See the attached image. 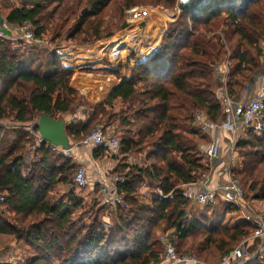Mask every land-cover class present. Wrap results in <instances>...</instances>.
Wrapping results in <instances>:
<instances>
[{
    "label": "trees",
    "instance_id": "obj_1",
    "mask_svg": "<svg viewBox=\"0 0 264 264\" xmlns=\"http://www.w3.org/2000/svg\"><path fill=\"white\" fill-rule=\"evenodd\" d=\"M112 1L123 20L121 29L128 27L125 12L136 4L173 12L177 2L22 0L16 8L1 1L0 14L10 26L28 22L39 42L48 31L53 38H73L89 29L98 41L112 35L102 37L104 29L89 18L99 16ZM179 10L148 58L126 57L112 71H85L118 81L105 100L94 104L83 103L84 97L70 86L75 71L63 68L52 53L42 57L41 50L29 48L25 56L1 41L0 122L11 118L23 130L0 126V235L33 253L24 264H155L163 253L162 234L171 237L178 256L191 254L189 248L206 262V252L228 253L252 233L253 225L231 202L207 203L204 211L190 216L186 187L209 171L195 140L194 115L201 112L214 124L224 120L218 96L223 84L215 78L219 63L230 61L225 85L231 97L237 94L231 91L232 73L241 77L240 84L234 83L242 89L261 68L264 0H190ZM127 15L132 18L134 11ZM74 16L75 23L64 31ZM121 45L117 41L110 48L115 58L125 56ZM81 107L86 119L65 128L71 141H81L101 119L113 116L120 145L111 174L112 199L100 201L99 184L93 186L90 194L98 202L95 210L88 209L87 225L81 193L86 186L72 182L78 166L45 143L35 146L26 130L32 126L36 131L40 115L61 119ZM262 122L261 131L248 128L240 134L235 147L239 163L231 175L240 180L244 200L264 215V117ZM141 153L140 163L128 160ZM104 154L100 148L92 156ZM56 188H62L60 194ZM241 264H264V254Z\"/></svg>",
    "mask_w": 264,
    "mask_h": 264
},
{
    "label": "built area",
    "instance_id": "obj_2",
    "mask_svg": "<svg viewBox=\"0 0 264 264\" xmlns=\"http://www.w3.org/2000/svg\"><path fill=\"white\" fill-rule=\"evenodd\" d=\"M10 4L18 6L19 0H7ZM187 0H177L176 12L179 7L189 3ZM8 32L18 33L20 38L28 43L38 44L35 39L32 28L28 22H24L19 26H10L5 21L0 24V43L4 35ZM264 57V47L262 50ZM224 120L214 124L201 112L194 115L193 125L202 133H209L219 129H226L233 133V137L240 135L245 129L252 128L255 131H261L263 128L264 117V86L260 87L250 98L243 102L235 103L230 99L224 101L223 104ZM30 135L34 138V145L42 144V139L37 131L30 130ZM79 145L90 147L93 151L104 149L107 155H115L120 149L119 142L116 138L103 135L100 129L94 130L92 133L79 141ZM46 146L56 154H64L69 151H62L59 147ZM71 149V148H70ZM220 155V148L215 142H210L203 150V157L211 164H214ZM228 179L215 187H208L206 178L198 188L194 195V201L197 205L204 206L207 203H215L217 200L222 202L234 203L242 213L244 219L251 223L254 227L252 233L246 239L242 240L236 247L228 253L220 256L219 260L213 264H241L242 262L252 259L261 258L264 254V216L260 213L251 210L250 204L244 203V192L237 178H234L227 169ZM72 182L78 186H86V171L84 167L79 166L74 173ZM160 198H163L159 194ZM98 199L106 202L112 199V192L109 182L105 177L100 179ZM4 198L0 196V203ZM159 241L162 244L163 253L160 260L155 264H210L199 260L192 254H184L178 256L174 246L171 243V237L167 234L159 236ZM7 254V255H5ZM0 254V263H11L14 260H19L11 253ZM15 261V262H16Z\"/></svg>",
    "mask_w": 264,
    "mask_h": 264
},
{
    "label": "crops",
    "instance_id": "obj_3",
    "mask_svg": "<svg viewBox=\"0 0 264 264\" xmlns=\"http://www.w3.org/2000/svg\"><path fill=\"white\" fill-rule=\"evenodd\" d=\"M1 1H5L6 3L10 4L7 0H0V2ZM21 1L22 0H19L18 6H20ZM18 6H14V7L18 8ZM176 16L177 14L174 12L164 11L163 14L159 17L160 21L156 23L153 22L152 20L138 22L136 17L134 15H131L132 18H128L129 23L127 30H129V33L132 35L131 39L133 40H130V42L126 40L127 42L123 44L127 47V50L125 51V56L123 58L130 56H135V57L138 56L141 57V59H146L149 56H151L158 49L160 45L161 37L165 32L166 25L172 22L176 18ZM15 34L16 33L8 32L4 35L2 40L10 42L9 43L10 46L15 48L17 46L15 45V40L18 39V36H16ZM142 35L146 38V41L141 39ZM25 44L27 43L25 42ZM38 44L40 45V43ZM38 44H32L30 45V48H39L40 46ZM25 47H23L22 49L25 50ZM110 48L111 47H109L108 49L103 48L104 53H102L104 59L107 58V60L109 61L108 64L106 63L104 64L102 62V57H99L98 60L95 61L83 62L82 65H80L81 62L80 61L79 63H77V69L74 67H68V68H72L75 71L72 79L73 85L81 92L82 95H84V97L90 103L102 102L108 96L109 92L118 85V81L112 75H104L101 73L89 74L87 72L81 73V71L83 70L86 71L114 70L115 65H117L118 61H120L122 58H115V56L112 55V51ZM106 49L107 51L105 52ZM260 61L262 62V65L261 68L259 69V72L256 75L252 76V78L249 79L247 83H245L242 86V89L240 88L241 87L240 85H236L234 83L235 81H238L237 83L240 84L241 77L238 76L237 74L232 73L231 91H237V94L232 97L229 96V94L227 93V89L225 85L229 77L230 61L228 60V58H225L219 63V69L215 73V78L216 80H218L223 84V87L220 90H218L219 91L218 96L221 99L222 106L224 104V101H226L227 99H230L232 102L235 103L243 102L246 99L250 98L251 95H253L260 87L264 86L263 56H261ZM84 112L85 109L81 107L77 109L75 114L62 115L61 120L64 122V127L66 128L70 124L73 125V124H77L78 122L84 121L86 119V115L84 114ZM204 134H205L204 139L206 138L207 143L215 142L219 147L222 141L228 143L230 137H233V133L226 129H219L217 131H211L209 133H204ZM69 141L72 142L73 140L71 141L69 139ZM63 155L70 157L71 160L78 167L81 166L85 168L86 182H87L86 187L89 189V191L92 190L95 184L100 185V179L102 177H105L107 179V181L109 182L110 189H112L111 183L113 178L111 177V174L113 173L114 168L118 162L119 153L112 156L104 154L102 157L94 159L92 156L93 150L90 147L84 145H75L70 149L69 152L64 153ZM230 158H233L232 155ZM128 160L131 161L132 159L128 157ZM226 162L227 159L221 157L214 164H211L210 162L208 163L206 161L209 168L207 174H204L201 180H198L196 183L190 184L189 186L186 187L187 194L190 196V198H192L195 195V193L198 191V188L202 185V183L205 180L204 177L206 178L208 187H215L218 184L224 183L228 179V175L226 173L227 172ZM90 167L93 168L92 175L87 173L88 168ZM229 171L231 172V170ZM250 205L253 208L252 203ZM193 206L194 209L202 207L200 205H197L195 201ZM2 250H5V252L3 253H14V254L31 253L26 247L21 246L20 243H17L12 238L8 236L0 235V251Z\"/></svg>",
    "mask_w": 264,
    "mask_h": 264
},
{
    "label": "rangeland",
    "instance_id": "obj_4",
    "mask_svg": "<svg viewBox=\"0 0 264 264\" xmlns=\"http://www.w3.org/2000/svg\"><path fill=\"white\" fill-rule=\"evenodd\" d=\"M116 8H117V6L115 5L114 1H112L108 5V7L103 10V12L99 16L93 17L92 19L89 18L90 20H92L91 23H93V20H94V21H96L97 24L101 25L102 30L104 29L102 37L106 36L107 34H111L112 35L111 38L96 41L93 39L90 29L75 35L73 38H68V36L66 34H62L58 38H53V36H52L53 34L51 33V31L50 32L48 31V32L44 33V37L41 39L40 45L38 44L40 46L38 49L41 50L40 51L41 56L45 57V55L52 53L54 55L55 59L60 62V65L63 68L68 69V67H74L77 69V63H79L80 61H81L80 65H82L83 62L95 61V60H98L99 57H102V62L104 64L105 63L108 64L109 61L107 60V58L104 59V56L102 54V53H104L103 48L108 49L109 47L114 45L115 42H117V41H121L122 45L119 47V50L122 51L123 54H125L127 47L125 45H123V41L127 40L130 42V40H133V39H131L132 35L129 33V30H127V28L121 29V25L123 23V20L120 17L119 11L116 10ZM81 9H83V4L81 6ZM85 10L86 9L84 8L83 11H85ZM132 10L134 11V16L136 17L138 22H144L146 20H152L153 22H156V23L158 21H160L159 17L163 14L164 11L165 12H172L168 9H160L158 7H154V6L148 5V4H136ZM132 10L126 11L124 14V19H125L127 24L129 23V21H128L129 17L127 14L130 13ZM78 11H80V9L75 10L74 15H76L78 13ZM173 12L177 14L176 5H175V9ZM75 17L76 16L67 20V22L65 24L64 31H67L71 27V25H73L75 23L74 22ZM89 19L87 21H90ZM159 25H161V24H159ZM15 35L18 36V39L15 40V45H17V46L14 49L18 50V53H21L23 51V53H25L24 55L26 56L27 51H29L27 49H29L30 45H32L34 43L26 42L27 44H25V41H23L20 38L18 33H16ZM139 38H140V36H139ZM35 39L38 41L37 38H35ZM141 39L146 41V38L143 35L141 36ZM7 43L9 44L10 42H7ZM25 46H28V47H25ZM23 47H25V50L22 49ZM107 49L105 50V52L107 51ZM130 55H128V56H130ZM130 57H135V56H130ZM34 59H38V57L37 58L34 57ZM122 59H124V58H122ZM34 66H36V64ZM34 66H32L31 69H33ZM115 67H116V65H115ZM85 71L86 70H83V71H81V73H86ZM89 74H97V73L96 72H92V73L89 72ZM73 75L70 79V86L73 89H75L76 91H78L81 96L84 97V95H82L81 92L73 85V83H72ZM85 101L88 102V100L84 97L83 103H86ZM92 104H94V103H92ZM106 113L110 116L113 114V111L109 110ZM114 121H115V118L113 116L110 118L109 121H107L106 118L101 119L100 122H98L94 125V127L91 130V133L94 130L100 129L101 132L103 133V135L117 139L118 138V134H117L118 132H117V128H116V123H114ZM0 126L5 127V130H7V131H11L13 128H16V130H20V129L23 130V128H21L19 126V124L13 123L11 121V118H8V119L0 122ZM193 129L198 136V138H195V140L197 141V143H199L201 145V147H200L201 150H204L205 147L209 144V143H207L206 138L204 139L205 134L202 133L196 127H193ZM26 130L29 132L30 130H32V126H31V128L28 126V128H26ZM199 137H201L203 140H200ZM241 138L242 137H240V135H238L236 137H230V139L228 140V143H225V141H222L221 145H220L221 148L219 147L221 150L219 158L221 157V158L227 159L226 168L229 170L238 166L239 156H238V151L235 149V147H236L237 142ZM75 145H79V142H76V141L70 142L71 148ZM231 155L233 158H230ZM142 156H143V153H141L139 155L135 154L132 157L131 161L136 162V163H140L142 158H143ZM205 161H207L209 163V160L205 159ZM87 173L92 175L93 174V168L92 167L88 168ZM205 174H207V173H205ZM202 176H204V174ZM202 176L199 178V180L202 179ZM61 191H62V188H56L55 193L58 192L60 194ZM81 193H82V195L84 197V201H85V205L82 207L83 210L85 209V212H83L85 214L83 217V224L87 225L89 220H90L89 211L95 210V207H96L95 204L98 202V199L96 198V194H94V195L90 194V191L87 187L82 189ZM192 198H191L190 208L188 209L190 216L191 215H197L198 213L205 210V209H203L204 206L194 209V206H193L194 196ZM244 203L245 204H251L250 202H248L246 200H244ZM250 208L252 211L257 212V211H255L254 208H252V206ZM88 209H90V210L88 211ZM257 213H259V212H257ZM261 215H263V214H261ZM88 218H89V220H88ZM238 244L237 243L234 244L233 247L235 245L237 246ZM183 250H185V248ZM186 250H187V252L195 255V251L189 250V248H187ZM3 252H5V250L0 251V254H5ZM11 254H13V253H11ZM5 255H7V254H5ZM13 255L16 256V258L19 260H17V261L14 260L11 262V264H15V263L16 264H24V262H26L28 259H30V257L33 255V253H16ZM220 256L221 255H219L216 251L211 249L210 251L206 252L205 256H203V257L207 260L206 262L213 264L219 260Z\"/></svg>",
    "mask_w": 264,
    "mask_h": 264
},
{
    "label": "water",
    "instance_id": "obj_5",
    "mask_svg": "<svg viewBox=\"0 0 264 264\" xmlns=\"http://www.w3.org/2000/svg\"><path fill=\"white\" fill-rule=\"evenodd\" d=\"M3 21L0 14V24ZM35 129L42 139V143L59 147L62 151L70 150V141L65 132L64 122L61 119H52L46 115H40Z\"/></svg>",
    "mask_w": 264,
    "mask_h": 264
},
{
    "label": "clouds",
    "instance_id": "obj_6",
    "mask_svg": "<svg viewBox=\"0 0 264 264\" xmlns=\"http://www.w3.org/2000/svg\"><path fill=\"white\" fill-rule=\"evenodd\" d=\"M184 2L186 3V2H187V0H184Z\"/></svg>",
    "mask_w": 264,
    "mask_h": 264
}]
</instances>
